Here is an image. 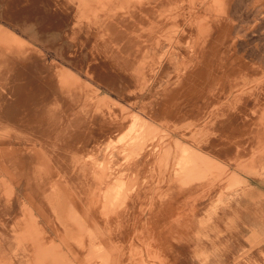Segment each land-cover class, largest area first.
<instances>
[{
    "label": "rangeland",
    "instance_id": "374dc122",
    "mask_svg": "<svg viewBox=\"0 0 264 264\" xmlns=\"http://www.w3.org/2000/svg\"><path fill=\"white\" fill-rule=\"evenodd\" d=\"M0 28V264H264V0H1ZM133 193L160 253L127 263L87 216Z\"/></svg>",
    "mask_w": 264,
    "mask_h": 264
},
{
    "label": "crops",
    "instance_id": "0c3cea01",
    "mask_svg": "<svg viewBox=\"0 0 264 264\" xmlns=\"http://www.w3.org/2000/svg\"><path fill=\"white\" fill-rule=\"evenodd\" d=\"M43 199H46V195H43ZM162 203L163 202L161 200L157 199L156 195H153V197H150V199H148L146 195H144V193L143 194L133 193L129 196L126 202V206L120 212L109 215L108 217L105 218L103 217V212L100 205H97L96 207L94 208L91 207L89 209L90 212L87 218L91 222L93 228L99 226L100 228L105 229L106 233H110V235H112V236H108L111 237L109 239L110 244L112 243L111 239L117 241V239H124V237H127V241H128L127 243H123L120 240L121 245L119 246V248L121 247L120 248L121 251L124 252L121 259H125V260L128 259L127 263H129L130 259L132 258L134 259V256L133 257L130 256V252L141 251L143 252L144 257H145V253L148 251L153 252L156 255L160 253V249L157 248L155 242L153 244H150L151 246L150 249H147L148 247H146L145 244L137 243V239L138 237H145V236H150V238L152 237L151 239H154L155 236L158 234V232L161 230ZM173 210L174 211L170 213L171 220H173L176 211H178V207H175ZM57 216L60 217L59 214H57ZM14 222L15 221H13V225ZM18 247H19L18 244H13V253L14 252L19 253L23 251V249H19ZM47 247L49 246H46V248ZM77 248L79 250H82L79 247ZM25 251L30 252L32 254L30 255L27 254V258H31V261L29 262L28 260H25L24 264H35L32 261V259L36 255L35 254L36 247L28 244V246L26 245ZM15 254L16 253L13 254V264H14ZM80 257L82 258L81 255ZM123 262L125 261L123 260ZM79 264H83V262H79ZM154 264H158V263H154Z\"/></svg>",
    "mask_w": 264,
    "mask_h": 264
},
{
    "label": "bare ground",
    "instance_id": "6f19581e",
    "mask_svg": "<svg viewBox=\"0 0 264 264\" xmlns=\"http://www.w3.org/2000/svg\"><path fill=\"white\" fill-rule=\"evenodd\" d=\"M1 1V0H0ZM4 5V4H3ZM43 6V5H42ZM28 25V24H27ZM26 25V26H27ZM34 25V24H33ZM25 26V27H26ZM29 26V25H28ZM2 27V26H1ZM2 29H4V27L2 28ZM2 29L0 28V37H2ZM5 29H6V27H5ZM10 33V32H9ZM10 41V40H9ZM44 43V42H43ZM45 44V43H44ZM38 69V68H37ZM34 70V69H33ZM70 71V70H69ZM75 74V73H74ZM149 118V117H148ZM148 121V120H147ZM150 121V120H149ZM143 123V122H142ZM153 123V122H152ZM176 139V138H175ZM133 140V139H132ZM179 140V139H178ZM180 141V140H179ZM157 149V148H156ZM197 151H198V149H197ZM204 154V153H203ZM197 155V154H196ZM164 156H165V154H164ZM198 156L200 157V158H202L203 159V161L204 162H206L208 165L210 164H214L213 163V161L212 160H209L208 158H206V157H203L202 155H199L198 154ZM163 159H164V157H163ZM165 161V160H164ZM191 161V160H190ZM164 163V162H163ZM164 165H165V163H164ZM181 166V165H180ZM196 175V174H195ZM128 191V190H127ZM124 192V191H123ZM125 194V193H124ZM58 249V248H57ZM135 249V248H134ZM48 250H49V248H48ZM46 251V250H45ZM140 256V255H139ZM55 257V256H54ZM53 258V257H52ZM153 264V263H152Z\"/></svg>",
    "mask_w": 264,
    "mask_h": 264
}]
</instances>
